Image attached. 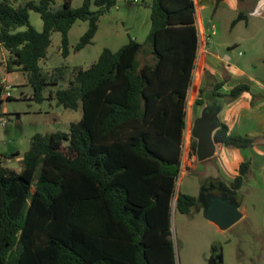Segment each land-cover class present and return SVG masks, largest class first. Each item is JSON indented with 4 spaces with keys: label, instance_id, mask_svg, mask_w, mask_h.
<instances>
[{
    "label": "trees",
    "instance_id": "obj_1",
    "mask_svg": "<svg viewBox=\"0 0 264 264\" xmlns=\"http://www.w3.org/2000/svg\"><path fill=\"white\" fill-rule=\"evenodd\" d=\"M115 3L83 0L74 8L71 0H0L7 72L27 73L32 98L42 101L47 83L39 61L52 33H61L67 57L72 25L89 23L74 47L79 51L92 43L100 15ZM30 11L40 14L41 31L30 23ZM241 19L238 14L232 24ZM199 42L194 0H153L146 41L130 38L117 51L104 48L88 68H75L67 88L50 94L64 108L81 102L82 118L68 132L36 133L18 172L0 153V264H176L173 205L186 214L198 201L175 190ZM4 87L0 82V105ZM248 89L238 84L229 94L236 98ZM213 140L237 148L254 142L230 134L224 122ZM190 148L196 153L194 137ZM248 169L241 163L229 183L236 194Z\"/></svg>",
    "mask_w": 264,
    "mask_h": 264
},
{
    "label": "rangeland",
    "instance_id": "obj_2",
    "mask_svg": "<svg viewBox=\"0 0 264 264\" xmlns=\"http://www.w3.org/2000/svg\"><path fill=\"white\" fill-rule=\"evenodd\" d=\"M9 1L19 3L25 0ZM63 1L56 0L57 3ZM82 3L83 0H71L74 8L80 7ZM152 4L153 0H139L136 3L116 0L114 6L100 15L98 29L92 43L79 51H75L74 47L87 30L89 23L85 20H77L68 33L69 55L67 57L61 53V33L53 32L46 57L39 61L47 83L42 90L44 99L40 102L32 98L33 87L27 81V73H24V83L21 84L17 72H7L5 64L9 55L7 50L0 48V82L10 87L12 95L9 99L3 95L0 105V153L3 155L4 165L7 168L16 172L21 169V159L29 149L31 138L36 133L68 132L70 124L82 118L81 102L76 109L64 108L57 104L55 97L50 99V94L55 95L57 90L67 88L74 78L76 69L88 68L99 58L104 48L117 51L130 38L141 43L146 41L151 29ZM241 4L244 5L242 1H240ZM96 9L97 7L92 4L91 10ZM234 16L235 13L229 9H220L215 13L212 8L201 10L204 24L211 20L216 28L208 30L212 47L207 48L205 52L206 71L201 80L203 105H193L198 115L204 109L212 108L211 110L216 111L219 120L220 115L223 116V108L228 105L230 109L228 121L230 122L232 117L236 116L240 105L239 102L229 104L236 98H232L229 94L231 90L226 86L228 80L225 81L227 75L224 70L232 66L228 67L224 58H216L214 53L219 49L220 54L223 52L232 54L230 64L233 66L234 64L240 66L242 61H246L251 56L248 52L245 55H239V50H243L241 47L230 49L222 47L225 41L232 40L236 34L250 33V30L244 26H241L242 29L237 28L230 32ZM29 19L38 31L43 29V21L39 13L30 11ZM251 70H253L252 66ZM203 71L201 61L199 64L196 63L193 81L200 79L199 73ZM247 74L242 76L237 74L236 81L232 76V81L228 82L251 85L253 81L246 77ZM249 75L258 78L262 76L260 73H254V75L249 73ZM261 92L264 98V91ZM248 97L252 99L251 96L248 95ZM195 120L196 118L193 117V126ZM216 128L213 127L211 133ZM247 129L254 131L250 133L240 127L239 132L241 135H248L254 139L252 146L246 148L225 146V149L229 150L224 155L204 161H198L196 153H192L191 132L189 137H185L176 195L181 192L199 199L206 184L222 176L232 178L231 181H233L232 176L239 172L240 164L248 162V172L238 191L241 199L239 208L246 215L231 227L219 230L207 219L204 208L198 203L186 214L175 209L173 205L170 219L176 264H264V129L256 122L248 124ZM11 147L15 148L18 154L7 158L6 155ZM230 150L233 152H229ZM225 183L229 185V182Z\"/></svg>",
    "mask_w": 264,
    "mask_h": 264
},
{
    "label": "crops",
    "instance_id": "obj_3",
    "mask_svg": "<svg viewBox=\"0 0 264 264\" xmlns=\"http://www.w3.org/2000/svg\"><path fill=\"white\" fill-rule=\"evenodd\" d=\"M240 1L244 3L240 5ZM195 4V10H196V24L199 28L200 32V42H199V48H198V57L197 62L201 61V69H203V73H199L200 79H196V81H193L192 86L190 87L189 93H188V99H187V105H186V128L184 132V140L186 136H191L193 132V125H192V119L195 117L196 119L201 115H198L197 110H194L193 105L198 104L196 102V99L198 98L199 90L202 89L201 80L203 78V74L206 71V56L205 52L207 48H211V40L201 46V40L203 35L209 34L208 30L216 28V25L212 24V21L209 20L208 23L204 24L201 17V10H207L212 8L213 12H217L220 9L223 10H231L233 13H235L233 20L238 16V14L243 15V19L238 20L235 24H233L230 28V32L235 31L237 28L242 29L241 26H244L246 29L250 30V33L248 34H239L235 35L232 40L225 41L222 44V47L227 48H235V47H241L243 50H239V55H245L246 52L250 53L251 56L245 61H242V64L240 66L238 65H231L230 62L232 61V54L230 53H222L219 52L220 50H216L217 52L214 53L216 58H224L226 63L228 64L229 69H225V73L227 75V78L225 79L228 81H232L231 77L234 76V80L236 81L237 74L239 75H245L247 76L253 83L249 85V89L246 92L241 93L239 96L236 97V99L232 100L229 104H238V111L236 113V116L231 119V122L228 121V105H225L223 108V116L220 115V122H224L227 124L229 128L230 134H240V127L244 128L245 131L252 133L254 130H246L248 127V124L256 122L260 124L262 129H264V101L262 92L264 91V0H194ZM246 11V13L244 12ZM233 22V21H231ZM3 48V47H0ZM6 50V49H5ZM8 52V51H7ZM9 55V53H8ZM253 67V70H251V66ZM6 67V64H5ZM17 72L19 74V78L21 79V84L24 83L25 74L21 71H13ZM238 72V73H237ZM249 73H260L261 78L250 76ZM239 76V77H241ZM226 81V86L231 90L233 87L238 85V82H235L234 84H231ZM192 92V93H191ZM251 96V98L248 97ZM241 100L243 102H241ZM253 100V102H252ZM203 105V104H202ZM202 113V112H201ZM253 129V128H252ZM248 136V135H247ZM215 150L214 155L210 158H215L217 156H222L224 153L229 150L225 149L226 145H223L222 143H216L215 142ZM229 152H233L230 150ZM238 169V168H237ZM238 173L233 174L235 176ZM215 181H220L226 186H229L225 182H231L232 178L229 177H223L216 178ZM246 215L245 212H242V217ZM241 217V218H242ZM215 225V224H214ZM216 226V225H215ZM219 230L218 226H216Z\"/></svg>",
    "mask_w": 264,
    "mask_h": 264
},
{
    "label": "water",
    "instance_id": "obj_4",
    "mask_svg": "<svg viewBox=\"0 0 264 264\" xmlns=\"http://www.w3.org/2000/svg\"><path fill=\"white\" fill-rule=\"evenodd\" d=\"M211 109H204L193 126L192 135L197 140L196 157L198 161H204L214 155V132L211 133V129L218 127L220 123L216 111ZM15 151L16 149L11 147L8 153ZM239 207L238 202L231 201V198L214 197L204 207V213L210 222L225 230L241 219L242 212Z\"/></svg>",
    "mask_w": 264,
    "mask_h": 264
},
{
    "label": "flooded vegetation",
    "instance_id": "obj_5",
    "mask_svg": "<svg viewBox=\"0 0 264 264\" xmlns=\"http://www.w3.org/2000/svg\"><path fill=\"white\" fill-rule=\"evenodd\" d=\"M214 197H223V199L231 198V201H237L239 205L241 204L239 195L233 192L229 186L224 185L220 181H213L206 184L197 203L204 208ZM216 252L218 254V250H216Z\"/></svg>",
    "mask_w": 264,
    "mask_h": 264
},
{
    "label": "built area",
    "instance_id": "obj_6",
    "mask_svg": "<svg viewBox=\"0 0 264 264\" xmlns=\"http://www.w3.org/2000/svg\"><path fill=\"white\" fill-rule=\"evenodd\" d=\"M131 3H136V2H139V0H127ZM210 41V35L209 34H205L203 35L202 37V40H201V46H203L204 44L208 43ZM10 87L8 85H6L4 87V91H3V94L2 96L4 95L5 98H8V97H12L11 93H10ZM190 90V89H189ZM2 123V122H1ZM3 124V123H2Z\"/></svg>",
    "mask_w": 264,
    "mask_h": 264
}]
</instances>
